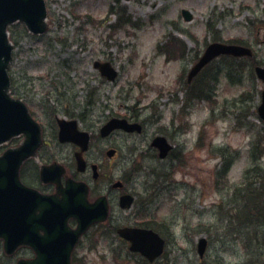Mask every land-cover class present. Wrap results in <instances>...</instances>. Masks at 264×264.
I'll return each mask as SVG.
<instances>
[{
    "label": "rangeland",
    "instance_id": "obj_1",
    "mask_svg": "<svg viewBox=\"0 0 264 264\" xmlns=\"http://www.w3.org/2000/svg\"><path fill=\"white\" fill-rule=\"evenodd\" d=\"M44 1L45 34L14 36L15 79L21 70L41 103L51 92L84 102L91 91L94 137L109 116L126 118L136 110L144 125L136 135V205L121 211L113 203L108 226L154 224L166 240L154 264H264V229L255 230L261 223H254L259 216L250 198L253 186L264 189V122L257 115L264 83L253 72L254 65L264 66V0ZM182 9L192 21L183 20ZM215 38L244 44L254 58L216 59L185 92L186 73ZM95 61L117 69V80L102 78ZM156 133L173 147L164 161L149 151ZM110 142L127 153L133 138ZM108 170L113 181L127 178L133 191L132 161L117 158ZM108 226L93 228L88 250L73 264H142ZM200 238L208 244L202 259ZM25 257L21 251L4 256L0 241V264Z\"/></svg>",
    "mask_w": 264,
    "mask_h": 264
},
{
    "label": "water",
    "instance_id": "obj_2",
    "mask_svg": "<svg viewBox=\"0 0 264 264\" xmlns=\"http://www.w3.org/2000/svg\"><path fill=\"white\" fill-rule=\"evenodd\" d=\"M183 19L192 20L189 11L182 10ZM46 8L44 0H0V145L12 138L24 135L23 143L16 149H9L0 156V239L7 255H12L19 247L29 246L36 257L32 260H19L17 264H70V253L77 241V236L84 232L92 223L102 222L107 217L105 201H97L89 205L77 189H66L64 194L70 196L68 202L54 198L43 197L32 190L23 187L18 179V171L24 160L34 155L40 144V129L31 119L27 108L19 100L8 94L9 77L8 63L11 59L12 46L8 42L7 27L16 22L23 23L32 34H42L46 30ZM228 55L233 57L251 56L248 48L221 43L209 44L198 62L188 74L190 82L199 71L213 59ZM94 67L107 80H114L116 71L109 63L95 62ZM257 77L264 82V68L256 67ZM258 114L264 120V91ZM60 141L77 142L79 134L74 123L59 121ZM114 129L140 132L139 124H128L124 119H112L102 127L100 135L107 136ZM82 148L85 149L88 137L84 135ZM152 146L159 150V158L163 159L171 147L165 138L157 137ZM112 156V152H108ZM79 169L83 162L77 157ZM51 169L44 168L42 176ZM72 192V193H70ZM85 192V191H84ZM132 197L126 195L120 198L121 208H130ZM75 218L78 222L76 232L68 231L67 220ZM43 231L44 235L40 232ZM116 233L129 243V250L139 253L149 263L161 256L165 241L156 232L144 229L123 227ZM207 241L201 238L197 244V252L202 258Z\"/></svg>",
    "mask_w": 264,
    "mask_h": 264
},
{
    "label": "flooded vegetation",
    "instance_id": "obj_3",
    "mask_svg": "<svg viewBox=\"0 0 264 264\" xmlns=\"http://www.w3.org/2000/svg\"><path fill=\"white\" fill-rule=\"evenodd\" d=\"M13 75L14 72H11L10 91L14 97L22 100L27 106L31 117L40 128L41 134V143L34 157L26 159L19 168L18 178L20 184L36 192L40 196L54 197L55 199L64 200L65 202L70 200V196H65L63 191L66 190V188H75L78 194L83 191V196L89 204H93L101 198H104L108 204L109 218L107 221L90 226L81 234L79 239H77L71 253V264H73L74 260L81 257L78 254L80 250L83 249L84 253L85 250H88V241L92 235L93 228H103L110 223L108 221H110L111 218L113 203L118 204L121 196L130 194L134 198V205H136V130L133 133L115 131L106 138H100L99 136L94 137L92 131L93 127H91L92 120L90 119V112L94 106L91 91L85 92L83 96L85 97L84 102H78L77 98H79V96L77 95L75 96L76 98L72 97L64 101L63 93L51 92L48 94L50 97L47 103H41L36 101L32 96L36 92L31 88L32 85L25 81L27 77L24 79L25 82L17 85L19 83L15 82ZM116 80L117 78L110 83ZM28 82H30L29 79ZM51 97L56 100L53 106L49 105ZM110 100L111 97L107 96L105 108H112L110 104H108ZM58 113L63 114V116L58 117ZM112 117L118 116H111L107 118L104 123ZM62 119L76 123L75 128L79 132L88 134V144L83 152L82 142L84 136L79 140L80 143L61 142L58 139V121ZM125 119L134 124L138 122L142 125V128L144 127L143 123L136 118V110ZM138 135H141V133ZM114 136H132V147L128 148L127 153H123L118 147L109 146V144H111L110 140ZM23 140L24 136H18L12 139L7 149L19 146ZM102 142L105 143L102 144ZM108 151L114 152L111 158L107 156ZM149 151L153 153V157H157V151L155 149L149 148ZM79 155H81L85 164L82 170H78L77 168L76 157ZM117 158H120L122 162L132 161L133 163V191L128 189L130 181L126 180L127 178L121 177L122 179L113 181L111 174L108 172L109 162ZM44 167H53V169L47 172L45 179L42 177V169ZM117 183L119 186L117 185V187L114 188V184ZM67 226L71 231H75L77 228V221L71 218L67 221ZM113 226L115 225L112 224V227ZM22 253L26 257H34L33 252L28 247H23Z\"/></svg>",
    "mask_w": 264,
    "mask_h": 264
},
{
    "label": "trees",
    "instance_id": "obj_4",
    "mask_svg": "<svg viewBox=\"0 0 264 264\" xmlns=\"http://www.w3.org/2000/svg\"><path fill=\"white\" fill-rule=\"evenodd\" d=\"M8 31L10 33V40L13 41L14 44L17 43L16 40H14V36H18L19 39H22L24 38L26 35H27V32L25 30V28L21 25V24H15L11 27L8 28ZM214 41H217V39H213ZM229 168H230V164L228 166L225 167L224 169V175H226V173H228L229 171ZM253 171L256 170V169H252ZM264 189H261L258 191V189L256 187L253 186L252 188V191H251V196L250 198L252 199L251 200V205H252V211L255 212L259 217L258 219H256L254 221L255 222H258V223H261L259 224V226L255 229L256 231L260 232L261 230L264 229V225H263V222L261 219H264V200L262 198V193ZM261 192V193H260ZM248 192H246L245 194H247ZM247 196V195H246ZM257 202V203H256ZM243 214H245V211L243 212ZM247 220V218H246ZM246 220L244 221V223L246 222ZM252 221V220H251ZM248 222V221H247ZM142 227H147V228H151L157 232L160 233V231L156 228V226H154V224H150L149 223H142L140 224ZM248 225H252L251 222H248ZM263 225V226H262ZM264 231V230H263ZM142 260V264H148L145 260L141 259Z\"/></svg>",
    "mask_w": 264,
    "mask_h": 264
}]
</instances>
